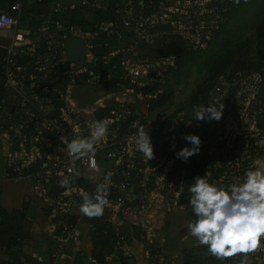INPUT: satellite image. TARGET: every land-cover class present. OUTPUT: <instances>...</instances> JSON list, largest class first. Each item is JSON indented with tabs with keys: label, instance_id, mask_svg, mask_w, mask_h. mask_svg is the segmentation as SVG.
<instances>
[{
	"label": "trees",
	"instance_id": "obj_1",
	"mask_svg": "<svg viewBox=\"0 0 264 264\" xmlns=\"http://www.w3.org/2000/svg\"><path fill=\"white\" fill-rule=\"evenodd\" d=\"M58 0H0V11H5L9 15L18 17L22 29L30 32L29 36L36 38L44 21H47L52 31L68 32L73 28H79L83 33H92L96 35L93 43L92 52L96 64L88 68L93 70L99 78V83H93L87 76V71H74L68 63L61 57V47L49 45L46 42L35 44H24L16 48L13 56V65L5 70L7 60L8 46L0 47V130L7 134L13 141L16 150L29 153L33 150L35 158L24 171V176L33 179L38 187L48 183L51 184L49 197L52 201V207L59 199H63L67 189L60 187L58 179H45V169L41 168L46 162L42 158L44 151L52 154L56 143L53 141L51 133L42 125L39 117L40 111H45L55 117L66 115L68 122L75 130L74 122L80 121L78 113L73 111L65 102V89L70 79H74L76 85L96 86L104 85L108 89L115 87L117 83L134 87V82L129 80L128 72L121 69L118 65L122 60L131 58L142 60L145 58L153 60H173L177 65L178 71L182 60L188 54L186 48L179 46L173 39V27L169 25L156 26L150 30L135 31L127 30L121 25V15L124 9L128 13L136 16H143L159 9L162 0H128L127 6L122 9L113 7L111 0H77V4L58 5ZM71 1V0H69ZM237 0H232L226 17L229 15L232 7ZM255 10L252 16L259 11L264 13V0H255ZM20 5V11L13 9V4ZM55 6L56 12L47 11V6ZM201 22L204 17L201 16ZM226 17L216 28L217 31L226 22ZM111 26L121 36L120 40L111 38L104 31L106 26ZM201 39V38H200ZM116 54L112 55L114 49ZM54 49V50H53ZM52 50V51H51ZM62 64L55 75L47 82H39L34 78L42 69L52 64ZM231 60L218 58L212 65V77L200 83L192 94L189 102V111L194 106L204 104L210 101L213 88L220 82L229 68ZM69 69L71 72H65ZM238 71L246 72L247 68L234 70L229 79L234 78ZM174 72V73H175ZM254 72H259L261 76L260 92L264 84V65L257 67ZM10 76L16 85L19 94L5 86L7 76ZM33 77V78H31ZM213 78V80H212ZM25 98L28 103L23 102ZM173 98V91L166 90L155 97L148 98L145 101L147 111L152 112L161 109ZM261 101V97H260ZM223 112L219 121H201L196 130L191 134L197 135L201 140V148L198 155H194L183 162L174 158V165L166 175L163 184L167 189V195L174 207L188 206L189 192L188 188L193 180L198 176L205 175V178L212 184L225 187L240 183L246 170L252 168V149L256 145V140L249 135H238L232 140H224V127L227 124V113L235 112V104L229 101L222 102ZM261 110V107H260ZM28 112L29 115H25ZM109 109L101 111L95 118L96 120L108 121ZM178 114L171 116L176 117ZM182 119L188 117L180 115ZM82 123V120H81ZM84 123V122H83ZM181 123V122H180ZM22 124L29 140L24 146L16 134L15 128ZM182 124H180L181 126ZM87 126L83 129H86ZM257 131L263 130L264 122L262 117L258 119ZM76 131V130H75ZM261 137L262 134H260ZM259 135V136H260ZM149 136L153 145L154 152L167 153L169 151L164 144L166 135L150 132ZM228 143L227 147H224ZM49 145L45 148V145ZM179 150L187 145L185 140L178 142ZM26 148V149H25ZM224 148V149H223ZM223 150V152H221ZM13 175L5 166L4 176ZM77 185V181H76ZM112 197V188L108 187ZM174 193L176 195H174ZM174 196V197H173ZM28 206L26 203L20 209L6 210L0 205V247L9 252L12 263L21 264L23 257L18 256L12 251L25 241L30 239V221L27 218ZM70 223H76L75 216L69 217ZM135 231V227H120L121 235L124 237V243L129 241L130 237L126 234L128 230ZM135 237V235H134ZM89 240L93 246V260L95 263H104L108 255H112L115 246V233L110 223L100 222L96 217L92 223V231ZM157 252L161 254L166 252V248L158 246ZM120 250L117 257H121ZM114 256V255H113ZM183 264H229L230 257L218 259L212 255L206 246H201L197 250H185L182 252ZM27 264L28 261H27Z\"/></svg>",
	"mask_w": 264,
	"mask_h": 264
},
{
	"label": "built area",
	"instance_id": "obj_2",
	"mask_svg": "<svg viewBox=\"0 0 264 264\" xmlns=\"http://www.w3.org/2000/svg\"><path fill=\"white\" fill-rule=\"evenodd\" d=\"M126 1L128 4V0ZM203 2L202 5H199L197 0H162L159 9L143 16L132 15L124 9L120 23L125 29L135 31L169 25L195 39H209L216 26L224 21L232 0H204ZM13 9L19 12L20 5L14 3ZM57 10L56 5L53 6L52 11L56 12ZM201 16L204 17L203 22H201ZM0 31L12 32L5 65L7 71L14 63L13 56L16 53V48L26 44L30 32L21 28L17 16H11L5 11H0ZM72 37L79 38L83 42L87 62L90 63L93 59L91 49L96 40L95 34L83 33L79 28H73L68 32L52 31L47 21H44L35 39L37 43L46 42L56 47ZM60 66L66 70V67L61 63L52 64L42 69L34 78L42 83L47 82L57 73ZM118 66L128 72L129 80L134 82V87L117 83L113 88V91L116 92L113 105L108 112L109 131L107 139L97 143L95 153L96 166L99 155H103L109 164L108 170L112 177V197L108 198L110 203L105 206L103 215L98 218L100 222L110 223L113 228L115 246L112 255L114 256L123 249L124 237L121 235L120 227L124 225L127 215L133 208L141 207L146 210L148 226L154 232H159L164 228L167 217L174 206L167 195L168 192L163 181L174 165L175 153L179 151L178 133L184 131V136L190 135L198 127V123L193 122L189 117L183 120L180 116L169 118L158 114L155 118H151L148 114L137 110V101L141 97V90L137 88L136 81L139 78H144L148 82L172 80L173 74L177 70V65L173 60L149 58L132 61L122 60ZM90 67L86 66L82 71H87V76L91 82L99 83L96 73L88 69ZM68 71L71 72L72 70L67 69L65 72ZM77 72L74 71V73ZM260 81L259 72L239 74L227 81L221 79L213 88L210 96L211 102L214 100L221 101V103L229 101L235 104V112L227 113V124L223 128L224 140H232L238 135H249L255 139L256 145L252 149L253 163L264 153V142L260 140L259 135H255V129L251 133H244L239 132L235 125L243 120L254 122L259 119L261 114ZM68 85L75 86V80L70 79ZM5 86L20 95L9 75L6 77ZM23 102L28 103L25 98H23ZM25 115H29L28 112H25ZM39 117L42 125L51 133L52 139L56 143L55 149L64 148L60 142L61 137L71 141L90 135L89 130L82 133L76 132L64 114L55 117L45 111H40ZM180 124L182 125L180 126ZM134 125H143L148 134L155 132L166 135L164 144L169 151L167 153L153 151V158L148 160L147 157L136 151L131 140L137 131ZM24 129V126L19 124L15 128L16 134L14 135V137L19 138L23 146L29 140ZM227 144L225 143L224 147H227ZM48 147L49 145L46 144L45 148ZM29 153H34V151L30 150ZM42 158L46 160L41 167L45 169V179L55 178L60 181L68 177L70 181L69 186L65 187L67 189L65 196L63 199H59L53 207V216L60 221L61 229L52 243L50 264H62V257L65 255L68 246L82 238V231L78 224L70 223L69 220L74 205L82 200L77 193V177L81 170L94 171L95 169L91 167L87 158L76 159L69 156L66 151L63 152L61 158L53 157L52 154L44 151ZM5 164L6 168L11 171L12 177H24L27 165H24L16 155H9ZM4 177L9 178L10 176L6 174ZM239 181L242 182V178ZM164 243L165 240L160 239V245ZM20 262L27 264L25 258H22ZM229 264H264V247L252 253L231 256Z\"/></svg>",
	"mask_w": 264,
	"mask_h": 264
},
{
	"label": "crops",
	"instance_id": "obj_3",
	"mask_svg": "<svg viewBox=\"0 0 264 264\" xmlns=\"http://www.w3.org/2000/svg\"><path fill=\"white\" fill-rule=\"evenodd\" d=\"M77 0H58V5L77 4ZM113 7L119 9L127 6L126 0H111ZM53 5L47 6L48 13L52 12ZM111 38L120 40L121 36L109 25L105 27V30ZM12 37L11 31H0V47H7ZM37 43L34 37L29 36L26 40V44ZM114 49L112 55L116 54ZM61 57L63 61L67 62L69 67L73 71H80L86 66H94L96 62L94 57L92 63L87 62V56L83 42L79 38H69L63 42L61 47ZM134 60L133 58L129 61ZM141 82L136 81V84L142 90L147 87V90H156L155 93L147 96L141 106L137 105V110L144 112L151 118H155L159 110L149 112L146 109L145 101L148 98L155 97L157 94L163 92L157 90L162 84H169L172 80L167 82H148L144 78H141ZM152 83V84H151ZM141 84V85H140ZM115 92L112 89L106 88L104 85L86 86L75 85L67 86L65 89V102L79 115L80 121H75V130L78 133H82L85 130H89L88 123L96 120V116L103 110L109 109L114 102ZM142 92V91H141ZM261 103L263 106V122H264V84L261 90ZM82 120V123H81ZM103 120V119H102ZM84 122V123H83ZM107 122V121H106ZM87 126L86 129H83ZM255 135L262 134L260 140L264 142V128L261 132L255 128ZM184 131L178 133V142L184 140ZM102 142V141H100ZM98 142V143H100ZM9 155H16L23 164L29 166L31 161L35 158V153H25L21 150H16L13 141L7 134L2 133L0 130V205L6 210L20 209L24 203L28 206L27 218L30 221V239L25 241L20 246L15 248L12 252L18 256L25 258L29 264H50V254L52 243L54 239L60 233L61 225L60 221L56 220L53 216L52 201L49 197L51 191V184L48 183L42 187H38L33 179L29 176L21 178L17 177H4L5 162ZM53 157L61 158L63 156L62 149H54L52 153ZM255 166L264 168V153L254 162ZM109 164L103 158V155H99L97 169L94 171L81 170L77 177V193L82 199L83 193L92 195L95 193L96 187L105 183V176L110 173ZM111 187L112 177H110ZM174 195H176L174 193ZM174 197V196H173ZM82 203L75 204L72 209V215L76 218V223L82 231V238L74 243H71L65 255L62 257V264H100L95 263L93 260V246L89 240L90 232L92 231V223L95 218H87L81 215L79 206ZM187 210L184 215L185 223L195 220V216L191 212L189 206L174 207L171 215H177ZM169 216L167 217V219ZM167 227L159 231L154 232L148 226L146 218V210L141 207H136L131 210L127 215L124 226L135 227V231L129 228L126 233L130 239L127 243H124L121 257L108 255L106 262L102 264H183L182 252L185 250H197L200 245L194 237L187 231H183L177 237L166 235V230H170L171 226L174 229L179 228V220L173 217L172 221L168 222ZM166 225V224H165ZM135 235V237H134ZM164 239V245H160V239ZM158 246L160 248H166V252L159 254L157 252ZM172 257V259H171ZM0 264H14L10 260L9 252H6L0 247Z\"/></svg>",
	"mask_w": 264,
	"mask_h": 264
},
{
	"label": "clouds",
	"instance_id": "obj_4",
	"mask_svg": "<svg viewBox=\"0 0 264 264\" xmlns=\"http://www.w3.org/2000/svg\"><path fill=\"white\" fill-rule=\"evenodd\" d=\"M221 101H212L194 106L192 118L196 121H219L222 118ZM137 131L131 140L136 151L148 160L153 158V145L143 125H134ZM90 135L71 141L61 137L63 152L76 159L87 158L96 169L95 153L97 143L107 139L108 124L103 120L88 123ZM187 145L175 153L183 162L198 155L201 140L197 135H185ZM70 171V170H69ZM111 174L105 176V183L96 187L95 193H83L79 206L81 215L89 219L100 217L110 202L108 184ZM60 187L69 186V179L58 181ZM188 206L195 220L188 223V232L195 240L218 259L236 254H248L264 247V168L253 166L245 171L242 182L227 188L212 184L205 175L196 177L188 188Z\"/></svg>",
	"mask_w": 264,
	"mask_h": 264
},
{
	"label": "rangeland",
	"instance_id": "obj_5",
	"mask_svg": "<svg viewBox=\"0 0 264 264\" xmlns=\"http://www.w3.org/2000/svg\"><path fill=\"white\" fill-rule=\"evenodd\" d=\"M204 0H197L202 5ZM255 0H237L229 15L226 17L225 24L217 31H214L209 39L194 38L178 29L172 30L173 40L188 51L186 57L182 60L178 71L173 74L172 82L162 84L157 90L173 91V98L158 112L171 118L178 114L188 116L193 122V109L189 111V102H191L192 94L197 86L204 80L211 78L212 65L218 58H226L231 60L229 68L225 71L222 81L229 80L234 70L247 68L248 71H238L237 75H245L254 72L257 67L264 65V13L259 11L252 16L255 10ZM198 5V8L200 6ZM213 80V78H212ZM141 82V78L137 80ZM226 83V82H223ZM152 84V83H151ZM261 84V83H260ZM141 85V84H140ZM148 87V86H147ZM144 87L141 97L137 101V105L141 106L147 96L155 93ZM260 92V89H259ZM261 114L263 116V106L260 104ZM176 116V117H177ZM201 121H196L200 123ZM257 121L243 120L235 125L239 132L251 133L257 127ZM262 154V153H261ZM187 210L181 211L178 216L169 215L165 228L172 221L173 217L179 220V228L174 226L170 230H166V235L177 237L183 231H187V223L184 221V215ZM264 243V241H262ZM164 245V244H163ZM172 259V257H171Z\"/></svg>",
	"mask_w": 264,
	"mask_h": 264
}]
</instances>
